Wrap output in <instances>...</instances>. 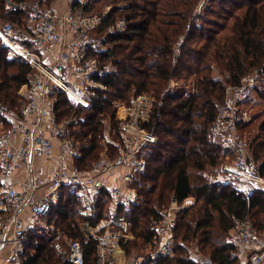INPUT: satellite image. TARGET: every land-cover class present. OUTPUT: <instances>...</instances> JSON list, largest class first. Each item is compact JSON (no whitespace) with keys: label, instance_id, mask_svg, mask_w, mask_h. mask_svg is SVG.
Instances as JSON below:
<instances>
[{"label":"trees","instance_id":"obj_1","mask_svg":"<svg viewBox=\"0 0 264 264\" xmlns=\"http://www.w3.org/2000/svg\"><path fill=\"white\" fill-rule=\"evenodd\" d=\"M203 1L95 0L84 6L85 11L98 13L99 4L113 5L101 30L119 17L126 20V29L110 34V46L101 54L103 64L112 62L114 66L103 75L108 97L101 95L86 107L71 104L61 92L57 103L59 119L68 121L69 135L82 152L78 164L88 167L103 156L106 144L112 157L118 155L117 147L104 141L108 123L117 124L114 102L131 104L144 93L155 96L142 128L158 140L149 146L140 199L120 209L134 234L123 243L127 253L157 246L160 209L173 197L179 201L188 196L196 198L178 217L175 255L161 259L159 264H196L187 250L196 238L217 264H236L234 245L227 239L235 218H252L256 227L264 230V220L259 217L264 216L263 190L246 197L232 185L215 183L205 174L219 165L224 153L220 143L208 136V130L220 106L227 102L228 89L241 87L253 70L264 79V0H211L212 6L231 2L239 10L225 24L215 23L220 29L206 27L216 21L205 19L199 12ZM5 2L0 0V19H17L18 14L6 13ZM32 74L27 61L9 57L0 38V99L19 111V89ZM171 79L178 82L176 89L170 88ZM258 99L264 102V81L255 84L245 104L253 106ZM255 127L249 140L264 174V119ZM80 208L76 195L66 189L63 199L53 206L49 222L63 231V238L81 240L87 264H94L97 240L85 241L81 221L86 218L79 214ZM113 211L112 197L105 190L89 217L90 225L95 226ZM54 241L47 232L31 231L27 264H59L61 256Z\"/></svg>","mask_w":264,"mask_h":264},{"label":"built area","instance_id":"obj_2","mask_svg":"<svg viewBox=\"0 0 264 264\" xmlns=\"http://www.w3.org/2000/svg\"><path fill=\"white\" fill-rule=\"evenodd\" d=\"M49 1L6 0V13L18 16L0 21V38L9 57L21 58L33 68L30 80L19 89V111L0 99V264H27L31 231L53 235L55 250L62 257L59 264H87L83 242L69 239L64 247L63 231L49 222L53 206L63 199L66 189L76 195L80 211L88 216L103 191H109L112 197L114 211L109 216L95 226L89 219L82 225L85 241L97 240L94 264H159L161 259L175 255L178 217L196 198L188 196L179 201L173 197L160 210L157 246L129 256L123 243L134 234L120 209L140 199L149 146L158 140L142 128L155 96L144 93L131 104L114 102L117 139H106L117 147L118 155L104 153L88 167L78 164L82 152L69 135L68 121L60 120L57 111L61 92L71 104L86 107L101 95L108 97L103 75L114 66L112 62L103 64L101 54L110 46V34L126 29V20L119 17L101 30L112 5L101 13H91L84 6L95 0ZM248 80L245 78L238 89H228L227 104L220 106L208 130V136L224 151L219 169L208 178L230 184L246 197L256 190L264 191L261 161L241 130V125L252 118L245 102L255 83ZM170 84L174 87L175 80ZM57 146L61 149L59 167L43 174L38 163L55 159ZM230 241L236 264H264V236L250 218H235ZM189 254L196 264H217L197 238L189 246Z\"/></svg>","mask_w":264,"mask_h":264},{"label":"rangeland","instance_id":"obj_3","mask_svg":"<svg viewBox=\"0 0 264 264\" xmlns=\"http://www.w3.org/2000/svg\"><path fill=\"white\" fill-rule=\"evenodd\" d=\"M52 1L53 0H50L49 2H52ZM236 1H240V0H236ZM211 2H212L211 0H205V1H203L201 3L202 6H201V8L199 10V12L202 13V15L204 16L205 19H212V21H216V22L211 23V25L210 24H208V26L206 25V27H208V28L209 27H215L216 29H220L219 25H217L215 23H220L221 25L222 24H225L227 21H229V19H231L230 16H232L234 13H238V11H239V10L236 9V6H234V4H232L231 2H226L223 7H220L221 3H219V2L218 3H213V6H212ZM108 6H109L108 4H106V5H100L99 4L98 5V13L99 12L101 13L104 10H106ZM206 7H209L210 9H214V10L212 12H207ZM99 8H101V9H99ZM96 10H97V8H96ZM217 12L219 14H217ZM5 20H8V18H2V19H0V21H2V22L5 21ZM247 78H249V80L247 82H249V81L252 80V81H254L255 84L258 83V82L260 83V81L261 82L264 81V79L262 77V74L260 72H258L257 70H253L247 76ZM190 81L192 82V80H190ZM191 82H189V83H191ZM170 85L171 84L169 83V86ZM177 85H178V82L175 81V86L174 87H170V88L176 89L175 87H177ZM254 102H255V104H253V106L250 105V104L247 105L248 111H249V113L252 116L251 120L248 121V122H246V123H244L243 125H241L242 133L245 136H247L250 140H251V137L253 136L254 132L256 131V127L255 126H257L260 123V121H262L264 119V102L260 101L259 99L258 100H255ZM226 104H227V102L224 105H226ZM118 116L119 115H117V117ZM249 123H252V124L249 125V126H247ZM106 138L107 139L108 138H116L117 139V131H116L115 125L113 123L112 124H109L108 123L107 129L105 130V140L104 141L109 144V142L107 141ZM105 150L106 151L104 153H108V152L111 153V150L109 149V146H107V144L105 145ZM220 165H221V160H220V163H219L218 166H216L215 168L210 169V170H208V171L205 172L206 176L209 177V175H211L214 172H216L219 169ZM168 205L169 204H165V206H168ZM81 208L78 211L79 214L81 216H83V218L89 219L90 216H88L87 214H83L80 211ZM163 208L164 207H161V209H163ZM93 211H94V209H93ZM92 214H93V212H92ZM259 217H260V220H264V218H263L264 216L263 215H259ZM86 219H84V220L82 219V221H81V224L82 225H84L86 223ZM251 220L253 221L252 218H251ZM261 233L264 236V230H261ZM230 236H231V231H230V234H229V236H228L227 239L230 240ZM68 240L69 239L61 238V242H63V246L64 247H67ZM191 244L192 243H189L188 244V247L191 246ZM187 250H189V249L187 248ZM146 251H150V249L143 248L141 251H137L136 250V251H133L131 254H129V256L141 255V254L145 253Z\"/></svg>","mask_w":264,"mask_h":264},{"label":"crops","instance_id":"obj_4","mask_svg":"<svg viewBox=\"0 0 264 264\" xmlns=\"http://www.w3.org/2000/svg\"><path fill=\"white\" fill-rule=\"evenodd\" d=\"M60 152L61 149L59 146L56 147L55 150V154H56V158L53 160H40L38 165H39V171H41L43 174L49 173L50 171H53L54 169L59 167V163H60ZM110 183L111 182V178L109 179Z\"/></svg>","mask_w":264,"mask_h":264}]
</instances>
